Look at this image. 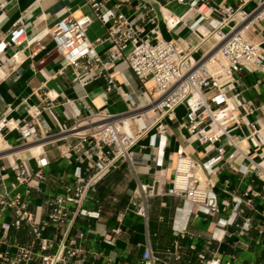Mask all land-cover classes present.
<instances>
[{
  "label": "built area",
  "instance_id": "obj_1",
  "mask_svg": "<svg viewBox=\"0 0 264 264\" xmlns=\"http://www.w3.org/2000/svg\"><path fill=\"white\" fill-rule=\"evenodd\" d=\"M86 1L94 11V18L105 27L103 37L94 41L88 39L87 29L93 21L91 17H63L48 34L56 52L63 55L66 66L72 69L75 85L83 88L103 78L105 91L116 92L126 104V110L119 113L98 111L78 119L69 128L60 127L57 133H43L37 129L38 107L30 112L29 118L12 119L6 113L0 114V137L4 130H14L19 134L22 145L33 142L40 147L32 153L34 168L17 158L7 168L1 167L2 171L12 173L14 184L11 187H25V195L46 180L43 169L48 165V159L41 139L54 138L63 132L78 139L76 144L67 146L62 152L63 158L73 157L76 164L73 186L64 194L47 198L43 202L47 208L45 213L40 212L42 205L29 209L32 202L24 200L21 193L17 192L12 197L0 195V264H86L89 257L96 258V253L86 250L81 243L69 237L77 218L99 217V210L85 206L90 192L94 191L101 178L122 162L133 164L135 146L150 131L155 132L150 136V146H154L155 137L159 136L160 152L156 163L161 166L168 134L166 120H178L180 107L184 114L179 119V127L185 131V141L197 144L206 155L215 152L214 156L200 162L181 148L176 151L175 170L166 193L182 198L191 209H195L189 210L188 215L220 211L211 176L216 173L215 164L223 160L227 148L230 150L227 162L238 154L242 155L245 161L242 170L254 172L264 181V152L260 151L259 160H256L242 144L247 142L257 151L264 144V134L257 121L249 119L255 108L253 102L238 90L236 77L243 71L257 72L264 81V47L262 42H256L249 36L254 25L264 22V0L250 9L244 7L243 2L234 6L212 0H176L190 8L195 7L198 13L190 25L192 32L200 38L194 46L159 37L157 15L145 1H140L131 13L107 7L110 0ZM4 4L5 1L0 0V8ZM168 16L171 14H163L167 22L173 23L172 26L180 21ZM203 21H208L210 26L205 32L200 29ZM146 24L153 27L146 31ZM27 37L26 26L21 21L15 22L8 39L0 41V66L4 63L1 55L5 48L21 45ZM211 37L215 41L202 49V43ZM105 42L109 46L101 54L97 47ZM10 62H18L17 53L12 55ZM120 62L131 70L143 87L144 102H136L133 93L125 90V78L120 81L113 75ZM42 96L44 109L57 121L53 103L57 101L58 94L47 91ZM144 112L153 116L148 124L144 121ZM234 130L238 133H233ZM159 186V179L153 178L148 182L138 181L133 190L129 208L145 223L148 221V201L157 194ZM238 205L236 203L229 225L236 224V216L241 212ZM5 215L9 216L8 219H3ZM24 225L29 227L31 239L27 242L11 239L12 233ZM250 226V218L246 217L240 228L248 230ZM50 228L53 232L48 231ZM119 234L120 229L113 228L103 234V241L114 245ZM174 236L173 248L180 251L179 239L185 238L187 231L177 228ZM80 237L84 238V233H80ZM188 247L194 250L193 244ZM199 258L204 259V255L199 254ZM159 262V256L147 239L139 264ZM206 264H221V258L216 256Z\"/></svg>",
  "mask_w": 264,
  "mask_h": 264
},
{
  "label": "crops",
  "instance_id": "obj_2",
  "mask_svg": "<svg viewBox=\"0 0 264 264\" xmlns=\"http://www.w3.org/2000/svg\"><path fill=\"white\" fill-rule=\"evenodd\" d=\"M0 8V41L7 40L13 24L21 21L28 31L27 39L18 46H7L1 55L3 64L0 66V114L6 113L9 118H29L30 112L38 107L37 129L44 133H57L62 128L71 127L78 119L98 111L119 113L126 110V104L116 92L105 91V81L99 78L85 87L75 85L72 81L73 71L66 66L62 54L56 52L51 36L48 34L52 26L61 18L72 16L75 18L91 17L92 23L87 29V37L94 41L105 35V27L94 18V11L86 0H4ZM145 1L151 5L158 18L159 37L166 40L181 41L188 46L199 43L198 38L190 29V25L198 17L195 7L176 0H110L107 7H113L125 13H131L134 7ZM262 0H212L214 3L238 5L250 9ZM180 19L173 23L167 22L164 15ZM168 16V18H170ZM153 27L146 24V31ZM208 21H203L200 29L209 28ZM253 30V32H252ZM204 31V32H205ZM250 38L259 40L264 47V22L253 26ZM109 46L105 42L97 47V51L104 54ZM201 48H207V42ZM17 53L18 62L11 63L10 58ZM113 75L120 81L125 78V90L133 93L136 102H144L143 87L127 66L118 63ZM238 90L242 96L251 100L254 112L249 116L257 121L264 134V81L257 72H240L237 74ZM50 91L58 94L53 103V111L57 116L55 121L44 109L43 93ZM70 100L69 103L66 100ZM184 114L183 108L177 110V117ZM153 119L149 112H144ZM178 117V118H179ZM179 118V119H180ZM166 120L168 134L163 149L162 165L158 166L156 159L160 152L159 136L155 137L154 146L149 145L150 131L144 135L135 146L134 162H122L117 168L110 170L94 186L90 198L85 206L92 210H99L98 218H77L70 230L69 237L92 253L96 258L89 257L86 264H139V258L147 239L153 251L159 256L158 264H206L216 256L221 258V264H264V181L254 172H244L245 163L242 155L231 158L227 148L222 161L215 164L216 173L211 176L215 184V191L220 202L218 213L196 212L190 213V208L180 197L169 195L166 190L170 187L171 177L175 170L176 151L181 148L193 159L203 162L215 155H206L203 149L195 143L185 141V131L179 127V122ZM233 133H238L234 130ZM48 165L43 169L46 180L37 187L31 188L25 195V187L16 186L9 170L2 171L1 167H8L14 159L27 162L34 168L31 148L35 145L28 142L22 145L19 134L14 130H4L0 137V195L12 197L15 193L23 194V199L32 202L29 209L42 205L40 212L45 213L43 205L47 198L66 193L73 186L74 158H63L62 152L67 146L77 143L78 139L63 132L54 138H43ZM225 144V141L222 142ZM256 160L258 153L264 152V144L256 151L247 142L242 143ZM257 155V156H256ZM2 176V177H1ZM153 178L160 181L157 194L149 199L148 221L135 214L129 208L133 190L138 181L148 182ZM250 200V203H247ZM239 203L241 212L236 216V224L229 225ZM9 216H3L8 219ZM250 218L251 226L248 230L241 229L244 218ZM226 222V223H225ZM113 228H119L120 234L114 239V245H107L103 241V234ZM185 228L187 236L179 239L182 248H173L174 231ZM53 232V229H48ZM84 233V238L80 237ZM11 239L27 242L31 239L30 229L24 225L19 231L11 235ZM194 245V250L189 245ZM169 250V251H168ZM204 255V259L199 258ZM92 255V254H91Z\"/></svg>",
  "mask_w": 264,
  "mask_h": 264
},
{
  "label": "bare ground",
  "instance_id": "obj_3",
  "mask_svg": "<svg viewBox=\"0 0 264 264\" xmlns=\"http://www.w3.org/2000/svg\"><path fill=\"white\" fill-rule=\"evenodd\" d=\"M172 23V22H171ZM205 31V30H204ZM215 41V38L211 37L209 38L208 42H207V47L209 46V44L213 43ZM203 49V48H202ZM39 144H35L30 151L33 152H37L38 150H40V147L38 146ZM263 167H264V162L262 163Z\"/></svg>",
  "mask_w": 264,
  "mask_h": 264
},
{
  "label": "rangeland",
  "instance_id": "obj_4",
  "mask_svg": "<svg viewBox=\"0 0 264 264\" xmlns=\"http://www.w3.org/2000/svg\"><path fill=\"white\" fill-rule=\"evenodd\" d=\"M252 32H253V30H252ZM252 39V38H251ZM253 40V39H252ZM254 41H256V42H260L259 40H254ZM180 116V114H178V117ZM180 118V117H179ZM179 118H178V120H176V121H174L173 122V124H176L177 125V123L179 122ZM144 121H145V123H149V122H151L152 121V118H150V117H148V116H146V115H144Z\"/></svg>",
  "mask_w": 264,
  "mask_h": 264
}]
</instances>
